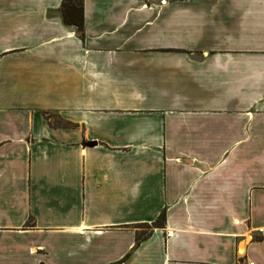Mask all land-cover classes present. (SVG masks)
I'll return each mask as SVG.
<instances>
[{
  "label": "crops",
  "instance_id": "0c3cea01",
  "mask_svg": "<svg viewBox=\"0 0 264 264\" xmlns=\"http://www.w3.org/2000/svg\"><path fill=\"white\" fill-rule=\"evenodd\" d=\"M64 1L0 0V264H264V0Z\"/></svg>",
  "mask_w": 264,
  "mask_h": 264
},
{
  "label": "trees",
  "instance_id": "16d2710c",
  "mask_svg": "<svg viewBox=\"0 0 264 264\" xmlns=\"http://www.w3.org/2000/svg\"><path fill=\"white\" fill-rule=\"evenodd\" d=\"M61 12L63 16V21L67 26H73L77 29L79 34L83 36L84 34V16H83V0H65L61 6ZM166 221L165 211L161 213L159 218L155 223H153V228H164ZM152 229V227H150ZM146 235L145 238H147ZM137 241L140 243L141 238L139 237Z\"/></svg>",
  "mask_w": 264,
  "mask_h": 264
},
{
  "label": "rangeland",
  "instance_id": "374dc122",
  "mask_svg": "<svg viewBox=\"0 0 264 264\" xmlns=\"http://www.w3.org/2000/svg\"><path fill=\"white\" fill-rule=\"evenodd\" d=\"M139 230L141 231V236H143V235H148L149 234V232H150V227H148V226H141V227H139Z\"/></svg>",
  "mask_w": 264,
  "mask_h": 264
}]
</instances>
